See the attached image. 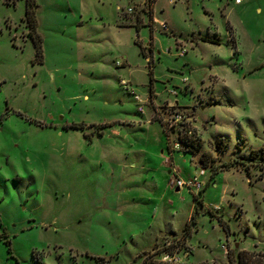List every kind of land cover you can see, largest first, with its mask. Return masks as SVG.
<instances>
[{
	"label": "rangeland",
	"instance_id": "1",
	"mask_svg": "<svg viewBox=\"0 0 264 264\" xmlns=\"http://www.w3.org/2000/svg\"><path fill=\"white\" fill-rule=\"evenodd\" d=\"M15 1L0 0V264H264V0H156L155 24L148 0H36L41 64ZM193 178L201 193L176 192Z\"/></svg>",
	"mask_w": 264,
	"mask_h": 264
},
{
	"label": "trees",
	"instance_id": "2",
	"mask_svg": "<svg viewBox=\"0 0 264 264\" xmlns=\"http://www.w3.org/2000/svg\"><path fill=\"white\" fill-rule=\"evenodd\" d=\"M17 1V0H16ZM15 1V2H16ZM24 1V19L23 22L26 25L27 28V35L29 37V39L32 41V44L34 46L35 49V57L33 60V63H42L43 60V55H42V47H41V37L40 35L37 33V2L36 0H23ZM156 0H148L146 5H147V10L150 16V19L152 17V7L153 4L155 3ZM13 2V5L14 3ZM4 3L8 6H11L10 3H8V0H4ZM211 42V41H209ZM212 43L217 44L215 41H213ZM151 50V48H150ZM141 55L145 57L146 53H145V49L141 48ZM150 94L152 92V88L150 87ZM160 123L162 124L161 120H159ZM163 126V131L168 139L169 134L173 132V130L170 131V133L167 131L166 127L162 124ZM73 130H79L82 129L81 126L79 125H71L70 127ZM167 132L169 134H167ZM189 132H191L189 130V128L187 129V127L183 126L182 129L177 130L176 134V140L177 142L185 145L187 148H190L191 151H199L202 147V143L200 141H197L196 138L192 135L189 134ZM169 145V144H168ZM217 149H221V147L219 145H217ZM186 152H190V151H186ZM207 155H203L202 159L200 160V162L202 163V168L201 169H205L208 168V165H210ZM253 159V158H252ZM252 159H250V162L252 161ZM243 163L241 161L235 160L233 163H225L222 164L220 166H211L210 167V178L209 180H214V177L216 174H218L219 172L222 171H229L233 168L236 167V165H242ZM202 192V191H201ZM199 192V193H201ZM200 196L197 197L196 195H194V202H196L197 205H202ZM195 225V223H194ZM225 231L227 232V234H229L230 230L229 228L225 225L224 226ZM190 233V228L188 226V224L185 225L184 229H183V235H187ZM227 257L231 262H234L235 264H260L262 263V261L260 262L261 259H259L257 256H255L254 254H250L247 252H238L237 253V261L234 260L235 258L233 257L231 252H227ZM257 257V258H255Z\"/></svg>",
	"mask_w": 264,
	"mask_h": 264
},
{
	"label": "built area",
	"instance_id": "3",
	"mask_svg": "<svg viewBox=\"0 0 264 264\" xmlns=\"http://www.w3.org/2000/svg\"><path fill=\"white\" fill-rule=\"evenodd\" d=\"M236 4H241L244 0H234ZM129 12H131V10H129ZM162 28L164 31L168 30V27L166 26V24L162 25ZM122 86H125L128 89V82L122 81L121 82ZM130 85V83H129ZM128 91V90H127ZM134 98L135 100L138 102L139 104V112L143 113V108L141 107L142 105V101L139 99V97H137L134 93V91H130L129 92ZM173 95H175V93H172ZM179 122V120H175L171 123L175 124ZM173 126V125H172ZM190 134V133H189ZM175 147H178V144H175ZM200 176H202L200 174ZM175 188L178 191L181 190H188V191H192V192H201L202 191V187H203V183L199 180V178H193V179H189V180H177L174 184ZM218 209H216L217 211ZM184 256H188V254H184ZM158 264H184L182 262V255L180 252H174V253H163L161 255V258L159 259V263Z\"/></svg>",
	"mask_w": 264,
	"mask_h": 264
},
{
	"label": "crops",
	"instance_id": "4",
	"mask_svg": "<svg viewBox=\"0 0 264 264\" xmlns=\"http://www.w3.org/2000/svg\"><path fill=\"white\" fill-rule=\"evenodd\" d=\"M244 1H245V0H244ZM244 1H243V2H244ZM243 2H242V3H243ZM242 3H241V4H242ZM234 4H235V5H241V4H236L235 1H234ZM156 21H157V20L154 18L153 7H152V21H151V22H152V24H155V23H157ZM166 26H167V25H166ZM205 41L208 42V43L214 44V43H212L214 40L205 39ZM209 41H211V42H209ZM177 43H178V42H176V44H177ZM150 48L152 49L151 44H150L149 50H150ZM146 60H147V59H146ZM123 66H124V65H123ZM152 92H153V90H152ZM152 92H151V93H152ZM149 94H150V90H149ZM158 121H159V120H158ZM148 122H153V121H152V118H151L150 121H148ZM203 185H205V183H203ZM176 192H178L177 189H176Z\"/></svg>",
	"mask_w": 264,
	"mask_h": 264
},
{
	"label": "flooded vegetation",
	"instance_id": "5",
	"mask_svg": "<svg viewBox=\"0 0 264 264\" xmlns=\"http://www.w3.org/2000/svg\"><path fill=\"white\" fill-rule=\"evenodd\" d=\"M26 26V25H25Z\"/></svg>",
	"mask_w": 264,
	"mask_h": 264
}]
</instances>
